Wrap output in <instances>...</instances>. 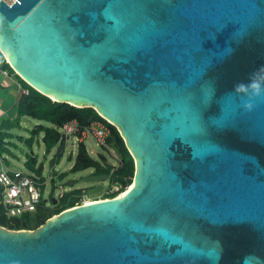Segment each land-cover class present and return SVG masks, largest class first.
I'll use <instances>...</instances> for the list:
<instances>
[{"label":"water","instance_id":"1","mask_svg":"<svg viewBox=\"0 0 264 264\" xmlns=\"http://www.w3.org/2000/svg\"><path fill=\"white\" fill-rule=\"evenodd\" d=\"M0 38L21 80L118 130L135 182L0 227V264H264V84L250 112L234 93L264 82V0H0Z\"/></svg>","mask_w":264,"mask_h":264},{"label":"trees","instance_id":"2","mask_svg":"<svg viewBox=\"0 0 264 264\" xmlns=\"http://www.w3.org/2000/svg\"><path fill=\"white\" fill-rule=\"evenodd\" d=\"M1 63L3 70L13 75L19 86L27 91V94H21L18 97L14 107L15 118L10 120L11 122L17 123V119L20 117H29L40 122L39 125L33 127L31 132L34 134H42V142L47 151L56 147L55 157L57 159L61 157V149L64 141L57 133L55 127H59L70 120H76L81 129L88 127L94 122L102 124L108 130L109 134V137L106 138L107 145L109 146L110 142H113L114 147L117 148V155L119 157H116V164L112 165L107 162L106 158L101 154L97 158L91 157L82 141L77 144L75 156L72 157V153H70L67 157L68 161H73L68 171L70 173H76L86 169H92L93 175H106L110 185L116 184L121 186L118 192H106L99 200L116 197L123 192L124 187H128L132 183L134 172L133 159L127 151L118 130L113 125L99 116L93 108H79L67 103L52 101L21 80L6 62ZM4 138L2 133H0V144ZM29 140L27 139L26 141L28 144H31ZM1 150L4 151L5 149L1 147ZM35 160L34 157H30L25 161V165L30 171L29 175L37 178L42 183L41 165L36 167ZM66 176L67 172H63L60 173L59 178L63 179ZM83 196L84 193L81 190L70 189L62 192L58 198H55L52 191L49 199L53 205L51 208L46 209L43 203L44 201L40 199L38 206L33 212L23 213L19 217H7L4 209L0 207V227L7 230H34L44 224L53 215L81 205Z\"/></svg>","mask_w":264,"mask_h":264},{"label":"rangeland","instance_id":"3","mask_svg":"<svg viewBox=\"0 0 264 264\" xmlns=\"http://www.w3.org/2000/svg\"><path fill=\"white\" fill-rule=\"evenodd\" d=\"M10 120L5 117L0 118V133L5 137L0 144V168L7 171L30 174L29 169L25 165V161L30 157H34L36 159L35 166L41 165L42 183H40V199L45 201L43 203L46 209L53 206L49 201L52 191L53 196L58 198L64 191L79 189L84 193L82 198L91 201L101 199L106 192L111 193L114 185H110L108 179L93 182L84 181L85 177L93 173L92 169H86L76 173H70L68 171L73 161H68L67 157L70 153H72V157L75 156L78 144L73 138H69L67 143L63 145L61 157L57 159L55 157L56 147L47 151L42 142V134H34L31 132L33 127L39 125L40 122L29 117H20L17 119V123L11 122ZM27 139H30L31 144H28ZM83 143L91 157L97 158L101 154L106 158L107 162L112 165L116 164V155L114 152L109 148L98 145L91 132H87ZM1 147L5 150L2 151ZM63 172H67V176L60 179L59 175Z\"/></svg>","mask_w":264,"mask_h":264},{"label":"built area","instance_id":"4","mask_svg":"<svg viewBox=\"0 0 264 264\" xmlns=\"http://www.w3.org/2000/svg\"><path fill=\"white\" fill-rule=\"evenodd\" d=\"M11 5L16 0H3ZM6 74V71L4 72ZM22 94H27L26 90H21ZM64 144L69 138H73L77 143L82 142L87 132H91L97 144L109 148L106 143L108 130L100 123H91L88 127L81 129L76 120H70L59 127H55ZM1 160V156H0ZM41 184L37 178L17 171H7L0 168V207L4 209L7 217H19L23 213L33 212L39 204L41 198ZM120 185H114L111 192H118ZM126 187H124V190ZM123 190V191H124ZM122 193V192H121ZM82 198V203H84Z\"/></svg>","mask_w":264,"mask_h":264},{"label":"crops","instance_id":"5","mask_svg":"<svg viewBox=\"0 0 264 264\" xmlns=\"http://www.w3.org/2000/svg\"><path fill=\"white\" fill-rule=\"evenodd\" d=\"M4 72L0 62V118L5 117L10 120L15 117L14 107L22 94V88L13 75Z\"/></svg>","mask_w":264,"mask_h":264},{"label":"clouds","instance_id":"6","mask_svg":"<svg viewBox=\"0 0 264 264\" xmlns=\"http://www.w3.org/2000/svg\"><path fill=\"white\" fill-rule=\"evenodd\" d=\"M10 56L11 52L9 47L4 42L3 38H0V62L9 60ZM262 71H264V69L260 72ZM257 74L258 73L251 77L250 82L247 85L240 83L235 87V95L246 97V99L242 101V107L247 112H250L253 108V103L251 101L256 97H259L262 92L261 85L264 84V82L257 80ZM252 89H255V91H252Z\"/></svg>","mask_w":264,"mask_h":264},{"label":"bare ground","instance_id":"7","mask_svg":"<svg viewBox=\"0 0 264 264\" xmlns=\"http://www.w3.org/2000/svg\"><path fill=\"white\" fill-rule=\"evenodd\" d=\"M134 185H135V182L132 181L131 185H129L128 187H126V189L122 193H120L119 195H117L115 198L124 197L131 189H133ZM97 201H99V200H92V201L91 200H85L84 203H82V205L87 206V205H90V204H92L94 202H97Z\"/></svg>","mask_w":264,"mask_h":264}]
</instances>
